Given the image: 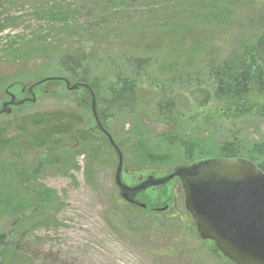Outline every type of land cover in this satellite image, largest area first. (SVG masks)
<instances>
[{"label":"rangeland","instance_id":"obj_1","mask_svg":"<svg viewBox=\"0 0 264 264\" xmlns=\"http://www.w3.org/2000/svg\"><path fill=\"white\" fill-rule=\"evenodd\" d=\"M55 1L57 10L72 14L68 28L59 23H45L38 16L43 7L38 0H0L2 16L21 17L13 27L0 31V53L7 35H24L32 42L33 61L26 63V70L30 73L20 79L16 77L17 81L29 84L42 75L66 76L57 63L58 52L47 50V53L40 54L37 42L43 35L48 34L54 44L63 38L77 39L80 43L99 42L92 55H88L84 71L90 78L99 80L100 91L106 96L108 92L103 85L118 75H129L130 61L135 58L149 61L140 77L141 91H137L136 112L133 115L118 114L106 123L114 140L122 142L125 147L127 171L121 175L124 183L133 186L148 176L163 177L168 166L184 162L187 153L180 145H168L165 137L176 135L188 143L196 141L208 155L215 153L216 146L223 142L235 140L249 145L264 141V120L242 119L233 123L232 118L218 111L216 104L204 103L202 93L205 84L202 80L203 60L212 49L216 55L229 51V43H217L216 40L231 33L237 24L246 25L255 12L247 4L249 0ZM260 3L264 7V0ZM259 20L263 22L264 17ZM189 63L190 78L181 83L178 79L172 80L174 87L170 99L174 109L171 119L164 120L150 101L148 91L151 86L154 89L167 84V77L178 73L172 71L181 70L180 66ZM15 69L11 63L0 62V72L7 74V84L11 82V72ZM195 75L201 80H195ZM6 85L0 89V108L4 101L10 100L3 94L8 89ZM59 86L65 88L64 83ZM9 90L18 100L30 97L28 92L21 94L19 85ZM44 90L48 91L45 86ZM60 91L61 88L58 93L39 97V91L35 89L37 102L26 103L23 110L59 109L63 105H54L57 102L52 100L73 102L82 95L79 91L60 95ZM21 129L13 116L0 115V137L16 136ZM138 135L150 150L168 154L167 161L157 164L137 159L141 156L136 146ZM95 144L98 147L95 157H91L88 151L75 153L77 166L71 164L66 168L65 148L55 150L60 156L58 160L44 166L30 181L32 189L39 184V188L45 187L52 196H47L39 213L28 215L21 228L14 230V215L0 208V234L18 240L19 256L13 264H230L215 255L211 247L193 232L180 201L182 193L176 178L157 188L146 189L139 197L150 207L174 205L172 212L144 214V210L142 213L139 209H130L118 197L114 184L117 161L113 151L98 138ZM76 149L82 150L81 144ZM41 157V151L25 155L22 171H33ZM5 159V156L0 158L4 163L2 167L7 163ZM143 166L150 168L141 169ZM1 176L0 168V180ZM10 185L6 190L15 197L18 187ZM24 195L33 194L29 191ZM20 209L30 213L32 208ZM41 217L49 221L41 222Z\"/></svg>","mask_w":264,"mask_h":264},{"label":"trees","instance_id":"obj_2","mask_svg":"<svg viewBox=\"0 0 264 264\" xmlns=\"http://www.w3.org/2000/svg\"><path fill=\"white\" fill-rule=\"evenodd\" d=\"M38 1L43 3V7L38 11V16L44 19L45 23H59L68 28L67 24L70 21L71 13L57 10L55 7L58 5L55 0ZM247 4H250L255 12L252 13V17L246 25L239 23L231 33H226L216 40L217 43L223 41L229 43V51L216 55L215 50L212 49L209 51L208 57L206 56L203 60L204 75L202 76V80L205 84L202 93L204 94V103L211 101L214 105L216 104L218 111L225 115V117L232 118L233 123L242 119L264 120V21L261 22L259 20L264 17V7L261 5L260 0H249ZM260 8L261 10H259ZM19 18L21 17L15 15L2 16L0 12V31L13 27ZM54 26L52 25L51 27ZM47 35L40 37L37 42L39 51H41L40 54L47 53V50L58 52L57 63L66 75L65 77L71 83H86L89 86L96 99L97 115L108 132H110L106 125L108 119L121 113L133 115L136 112L137 91H141V88H139V84L141 83L140 77H142L144 67L149 62L147 59H133L129 62V65H131V73L129 75H118L110 83L103 85L104 90L108 92V96H106L100 91L99 80L96 77L90 78L87 76V72L84 71L86 68L84 63H86L88 55H92L95 44H99V42H95L94 44L88 42L80 43L77 39L63 38L54 44V40L51 41ZM7 37L8 39L1 47L0 62L11 63L16 66V69L14 72H11L13 74L9 84L5 81L7 74L0 72V89L6 84L5 88L11 85H19L21 87L20 92L23 94L27 92L29 85L43 79L42 77L45 78V75L35 78L36 81L29 84L17 81L16 77L20 79L25 74L30 73V71L26 70V63L33 61L31 56L33 54L31 50L33 49L32 42L26 39L24 35H7ZM77 45L78 47H76ZM71 48H73L72 52L70 51ZM189 65L190 63L185 64L184 67L180 66L181 70L172 71L178 73H171L166 79V81L169 80L167 84H162L159 88L156 87L154 89L151 86L150 91L144 88L145 91H148L147 95L151 98L150 101L153 103L158 114L164 120L171 119L174 109L172 99H170L174 87L172 80L178 79L179 83H181L184 79L190 78ZM194 77L195 80H201L199 75H195ZM61 84L62 82L60 81L44 82L34 87V90L37 89L39 91V97L58 93V89L60 88V95L70 93L66 87H60L59 85ZM44 86L48 91L44 90ZM76 91L81 92L82 95H79V99L73 102L60 98H57L60 99L58 101L52 100V102H57L54 105H63L59 109L54 107L30 112L23 110L26 104L24 103L21 106L11 107L10 114H2L4 116H13L17 121V125L22 128L20 134L16 136L10 138L0 137V158L5 156L7 159H5L7 163H5L4 167H2L4 163L0 161V168L3 172L0 180V183L3 181V185H0V208L3 212H9L14 215L12 224L14 230L21 228L25 224L29 214L39 213V210H42L44 207L42 204L48 199L47 196H52V193L45 187L40 186L39 188V184H36L37 187L32 189L30 181L38 176L39 171L44 166L46 167L58 160L60 156L56 155V149L65 148L63 154L66 155L64 156L66 165H64V168L71 164L72 166H77L75 163V153L88 151L91 153V157H95L98 152V147L95 144L97 138L104 142L108 148H111L116 158V154L109 141L95 128L91 112L92 96L90 91L82 87H79ZM3 94L7 93L4 92ZM59 101L61 103H58ZM64 102H67V104H64ZM65 106L66 108L63 109ZM16 108H21L23 111L16 110ZM137 121L141 123L142 119H137ZM132 135H134L133 131ZM138 137L140 138L136 141V146L141 156L137 159H147V163L157 162V164L167 161L168 154L150 150L145 146V141L142 140L141 136L138 135ZM126 140L129 141V138H126ZM164 141L168 145H173L174 143L180 145L187 153V158L180 164L191 163L210 157H244L254 162L264 171V141L251 142L249 145L235 140L223 142L217 145L215 153L210 155L206 154L196 141L188 143L176 135L165 137ZM115 143L123 153V150H125L124 144L116 141ZM79 144H81L82 150L76 149ZM35 151H41V159L37 161L33 171L29 173L23 172V168L21 167L25 159L24 156ZM66 151L72 153L68 154ZM123 158L124 165H126L124 154ZM171 166H168L166 169H169ZM143 168L149 169L150 167L143 166L141 169ZM10 184H15L18 187L17 197H14L12 192L6 190L9 189L6 186L10 187ZM2 188L3 190H1ZM29 191L33 195H29L28 198L24 193H29ZM35 195H37V198L34 197ZM24 207H31V212L27 213L26 209H20ZM126 207L133 208L127 205ZM141 212L144 213L142 210ZM185 215L193 232L196 234L192 219L187 212H185ZM47 221H49L47 218L41 217V222ZM17 242L16 237L14 239L11 237L7 239L6 235L0 234V264L15 263V259L19 256ZM203 242L207 244V242ZM209 246L215 255L229 262L213 246ZM229 263L232 264L231 262Z\"/></svg>","mask_w":264,"mask_h":264},{"label":"water","instance_id":"obj_3","mask_svg":"<svg viewBox=\"0 0 264 264\" xmlns=\"http://www.w3.org/2000/svg\"><path fill=\"white\" fill-rule=\"evenodd\" d=\"M49 81H60L68 91L79 87L91 93V112L95 128L116 152L114 183L121 199L148 213H161L167 205L150 207L139 199L148 188L159 187L177 178L183 191V205L192 219L200 239L213 246L234 264H264V171L244 157H210L176 165L159 178L148 176L129 186L122 180L125 171L123 153L112 135L102 125L96 112V99L86 83H71L62 76L45 77L27 87L30 97L4 101L0 114L11 113V107L35 103L34 87ZM11 85L6 90L10 94ZM11 106V107H10Z\"/></svg>","mask_w":264,"mask_h":264},{"label":"flooded vegetation","instance_id":"obj_4","mask_svg":"<svg viewBox=\"0 0 264 264\" xmlns=\"http://www.w3.org/2000/svg\"><path fill=\"white\" fill-rule=\"evenodd\" d=\"M8 97L10 98V96H8ZM24 97H25V96H24ZM154 188H157V187H154ZM168 207L170 208L171 206H168ZM167 209H168V208H167ZM167 209H166V210H167Z\"/></svg>","mask_w":264,"mask_h":264}]
</instances>
